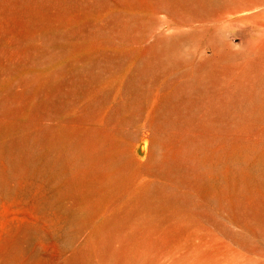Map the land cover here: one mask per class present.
<instances>
[{"label": "rangeland", "instance_id": "obj_1", "mask_svg": "<svg viewBox=\"0 0 264 264\" xmlns=\"http://www.w3.org/2000/svg\"><path fill=\"white\" fill-rule=\"evenodd\" d=\"M249 7L228 24L197 0H0V264H264V187L223 194L233 218L189 205L198 155L141 165L159 125L174 151L264 146Z\"/></svg>", "mask_w": 264, "mask_h": 264}, {"label": "bare ground", "instance_id": "obj_2", "mask_svg": "<svg viewBox=\"0 0 264 264\" xmlns=\"http://www.w3.org/2000/svg\"><path fill=\"white\" fill-rule=\"evenodd\" d=\"M197 1L206 15L212 13L217 9L224 10V13H227L228 15L226 19V22L228 24H231L233 22L246 21L254 15L252 8L249 7L251 0ZM202 24L204 23L202 22ZM195 34L196 36L198 35V33ZM212 46L215 50H218L220 48L221 51L228 55V49L225 45H219L215 43ZM261 78H264V75H262ZM241 90L246 92L245 101L248 100L249 103H255L254 107L258 106L256 108L257 112L264 111V96L258 95L253 87L243 86L241 87ZM164 130L165 129H163L159 125L154 133L153 138L151 140L145 139V143L147 146L150 142V150L147 151L148 161L144 163L142 162L141 165H147L148 163L154 161L159 163H166L169 161L171 163H175L182 158L185 160L195 159V157L198 158V155L199 158L202 159V166L205 169V178L208 179L205 183H203L201 187L195 188L194 190H191V193H189V198L191 200L189 205H191L192 208L201 210L214 208L221 210L227 207L230 210L232 217L235 218V216L237 215V206L224 205L222 202L223 194H234L240 191L242 186H244L246 189L252 190V192H256L257 194L262 191L261 188L264 187V146H261L260 143H234L229 147L208 150H205L204 148L196 145H191L189 147H182L174 151L168 148ZM46 173L47 172H45L44 174L55 180V182L57 178H59L57 174H55L54 176V174H51L50 172H48L47 174ZM40 174L42 173L40 172ZM31 186L32 184L30 183H22L18 186L17 192L27 189L28 191H30ZM5 192L10 193V190L5 188ZM7 214H9L7 211H3L1 214L2 219L6 222L8 220Z\"/></svg>", "mask_w": 264, "mask_h": 264}]
</instances>
